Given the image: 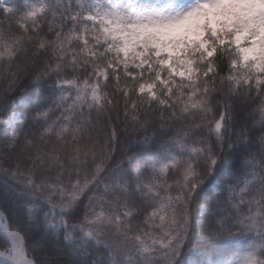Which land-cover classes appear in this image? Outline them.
Wrapping results in <instances>:
<instances>
[{"label":"snow or ice","instance_id":"6c2138e0","mask_svg":"<svg viewBox=\"0 0 264 264\" xmlns=\"http://www.w3.org/2000/svg\"><path fill=\"white\" fill-rule=\"evenodd\" d=\"M0 264H264V0H0Z\"/></svg>","mask_w":264,"mask_h":264}]
</instances>
